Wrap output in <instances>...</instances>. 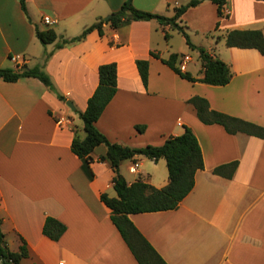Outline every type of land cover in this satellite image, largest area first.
<instances>
[{
	"label": "crops",
	"instance_id": "1",
	"mask_svg": "<svg viewBox=\"0 0 264 264\" xmlns=\"http://www.w3.org/2000/svg\"><path fill=\"white\" fill-rule=\"evenodd\" d=\"M124 1L26 0V14L20 0H0V66L38 65L66 97L59 99L37 77H0V219L9 248L17 251L21 237L25 239L29 254L21 264H139L101 199L103 193L116 196L114 171L109 161L100 159L106 145L92 152V178L71 149L76 133L85 136L79 112L98 85V66L115 62L117 91L97 128L112 142L142 147L160 145L189 126L204 160L193 189L176 209L130 213V220L167 264H264V138L204 123L188 102L201 96L214 110L264 127V54L226 43L234 29L264 34V0H228L223 17L215 3L205 0L178 20L193 44L229 65L232 76L225 85L187 80L166 64L163 59L177 53L183 71L203 76L198 49L186 40L184 46H175L170 40L176 33L184 38L182 33L156 20H134L119 28L105 22L102 35L95 29L82 40L55 46L105 20ZM187 1L133 4L171 16L175 6ZM43 15L55 22L44 23ZM36 26L53 28L58 39L44 46ZM138 59L149 61L147 85ZM232 161L238 162L232 177L214 173ZM120 171L129 184L141 177L162 187L169 180L164 158L139 155L136 161H123ZM47 216L66 225L58 240L43 233Z\"/></svg>",
	"mask_w": 264,
	"mask_h": 264
},
{
	"label": "trees",
	"instance_id": "2",
	"mask_svg": "<svg viewBox=\"0 0 264 264\" xmlns=\"http://www.w3.org/2000/svg\"><path fill=\"white\" fill-rule=\"evenodd\" d=\"M205 0H188L174 7L171 16L158 12L138 9L133 0H125L121 7L112 12L108 20L100 18L83 31L71 38H62L56 43V47L82 40L92 30H98L100 35L104 33L103 25L108 22L111 27L119 28L134 20H156L161 25H170L184 36L186 43L192 49H198L199 58L203 68L201 78L194 77L190 72L183 71L178 66L179 54L172 53L169 58L163 59L178 75L190 81H201L212 85H225L232 76L229 65L218 56L210 54L205 48L193 44L189 34L179 24L180 17L190 8L199 5ZM217 5L218 15H228L225 10L228 0H209ZM23 11L27 14L26 0H20ZM36 35L45 46L58 39L53 28L40 29L36 26ZM169 35L166 33V38ZM226 43L229 46L254 47L264 54V34L262 31L234 29L228 33ZM155 57L159 55L151 52ZM136 65L143 84L147 85L149 75V61L138 59ZM33 76L40 79L46 86L54 90L61 100L66 97L56 91L50 76L38 65L22 69H13L0 66V77L6 81H16L21 77ZM98 85L92 95L88 98L84 111L79 112L83 122L84 137L75 134L72 143V151L82 160V167L87 175L92 178L90 167L93 161L92 152L100 144L107 147L106 154L101 160L109 161L113 171V187L116 196L111 197L107 193L101 195L102 201L111 209V219L118 228L123 239L130 248L132 254L139 264H167L153 245L141 233V231L130 220V213L152 212L176 209L180 202L193 189L195 174L204 168L202 149L198 138L192 128L184 126V131L178 135H171L160 145L147 144L142 147H132L118 142L110 141L96 126L104 109L117 91V65L115 62L103 63L98 66ZM196 111L198 118L207 124L218 123L225 127L230 133L245 132L264 138V127L253 122L226 114L210 108L208 100L201 96H194L188 100ZM136 129L143 130V126L136 125ZM143 155L152 160L164 158L168 167L169 180L165 186L155 187L139 177L129 184L120 171V165L125 160H137V156ZM238 162L232 161L217 166L214 173L232 177ZM0 219V260L6 264H21V260L28 256V247L24 238L17 251L9 248L2 230ZM66 225L60 220L47 216L43 225V233L52 240H58L65 232Z\"/></svg>",
	"mask_w": 264,
	"mask_h": 264
},
{
	"label": "built area",
	"instance_id": "3",
	"mask_svg": "<svg viewBox=\"0 0 264 264\" xmlns=\"http://www.w3.org/2000/svg\"><path fill=\"white\" fill-rule=\"evenodd\" d=\"M42 20H43V22L46 23V24H53V23L55 22V20H53V19H52L50 16H48V15H43ZM12 59H13L14 61L17 62V59H16L15 57H12ZM17 64H18V68H17V69H22V68H23V66H20L19 63H17ZM58 264H65V262H64V261H60Z\"/></svg>",
	"mask_w": 264,
	"mask_h": 264
},
{
	"label": "rangeland",
	"instance_id": "4",
	"mask_svg": "<svg viewBox=\"0 0 264 264\" xmlns=\"http://www.w3.org/2000/svg\"><path fill=\"white\" fill-rule=\"evenodd\" d=\"M176 33V31H175ZM175 46H184V41L185 39L183 37H181V35L179 34H175L173 39L170 40Z\"/></svg>",
	"mask_w": 264,
	"mask_h": 264
},
{
	"label": "water",
	"instance_id": "5",
	"mask_svg": "<svg viewBox=\"0 0 264 264\" xmlns=\"http://www.w3.org/2000/svg\"><path fill=\"white\" fill-rule=\"evenodd\" d=\"M108 17H109V16H107V17L105 18V21L108 20ZM67 104H68L70 107L74 108V105H73V103H72L70 100L67 101Z\"/></svg>",
	"mask_w": 264,
	"mask_h": 264
}]
</instances>
